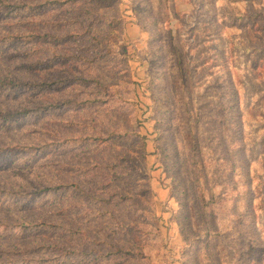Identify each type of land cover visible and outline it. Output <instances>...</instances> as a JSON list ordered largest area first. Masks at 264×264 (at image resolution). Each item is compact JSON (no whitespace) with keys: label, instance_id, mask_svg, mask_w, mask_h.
<instances>
[{"label":"rangeland","instance_id":"rangeland-1","mask_svg":"<svg viewBox=\"0 0 264 264\" xmlns=\"http://www.w3.org/2000/svg\"><path fill=\"white\" fill-rule=\"evenodd\" d=\"M0 264H264V0H0Z\"/></svg>","mask_w":264,"mask_h":264}]
</instances>
